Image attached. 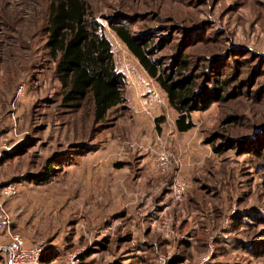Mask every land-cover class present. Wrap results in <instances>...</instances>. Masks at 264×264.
<instances>
[{
  "label": "rangeland",
  "instance_id": "obj_1",
  "mask_svg": "<svg viewBox=\"0 0 264 264\" xmlns=\"http://www.w3.org/2000/svg\"><path fill=\"white\" fill-rule=\"evenodd\" d=\"M50 1L0 0V219L42 246L40 264H264V0H88L127 77L124 107L98 124L89 101L62 103ZM121 24L164 66L186 57L203 83L216 62L212 78L237 97L180 133L167 95L111 28Z\"/></svg>",
  "mask_w": 264,
  "mask_h": 264
},
{
  "label": "trees",
  "instance_id": "obj_2",
  "mask_svg": "<svg viewBox=\"0 0 264 264\" xmlns=\"http://www.w3.org/2000/svg\"><path fill=\"white\" fill-rule=\"evenodd\" d=\"M111 28L167 95L170 106L178 114L176 127L180 133L195 127L194 113L208 111L215 102L237 97V92L224 95L226 80L212 78L211 74L219 73L216 62L210 66L208 81L203 83L200 75L188 71L186 57L176 59L168 68L155 58L159 48L152 47L151 40L133 36L124 24ZM46 48L57 63L65 107L79 111L89 101L97 124L104 122L113 109L124 107L127 77L116 68L112 44L88 0L50 1ZM163 123L164 118L159 117L157 128ZM45 171L37 176L43 184L55 176L51 174L55 171L51 166Z\"/></svg>",
  "mask_w": 264,
  "mask_h": 264
},
{
  "label": "built area",
  "instance_id": "obj_3",
  "mask_svg": "<svg viewBox=\"0 0 264 264\" xmlns=\"http://www.w3.org/2000/svg\"><path fill=\"white\" fill-rule=\"evenodd\" d=\"M157 165L163 172L170 167V158L166 152L160 153L157 160ZM186 185L184 182L177 181L174 185V193L178 198H181L185 193ZM7 196L15 194V189L12 186L4 189ZM2 219H0V231L6 232L9 241L7 244L0 246V250L7 257V264H40L43 249L41 245L28 246L23 237L19 234L12 233L11 220L9 216L2 211ZM79 259L75 255H69L67 264H78Z\"/></svg>",
  "mask_w": 264,
  "mask_h": 264
}]
</instances>
